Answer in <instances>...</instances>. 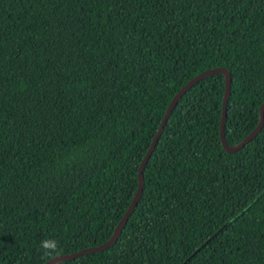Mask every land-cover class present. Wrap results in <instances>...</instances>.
I'll list each match as a JSON object with an SVG mask.
<instances>
[{
  "label": "trees",
  "instance_id": "obj_1",
  "mask_svg": "<svg viewBox=\"0 0 264 264\" xmlns=\"http://www.w3.org/2000/svg\"><path fill=\"white\" fill-rule=\"evenodd\" d=\"M216 68L232 147L264 103V0H0V264L107 241L168 103ZM223 91L178 99L116 241L55 264H264V120L226 153Z\"/></svg>",
  "mask_w": 264,
  "mask_h": 264
},
{
  "label": "water",
  "instance_id": "obj_2",
  "mask_svg": "<svg viewBox=\"0 0 264 264\" xmlns=\"http://www.w3.org/2000/svg\"><path fill=\"white\" fill-rule=\"evenodd\" d=\"M213 73H221L224 77V91H223V98H222V103H221V115H220V121H219V140H220V144H221L223 150L226 153H233L237 150H240L246 143H248L251 139H253L255 137V135L260 131V129L263 125L264 103H262L258 108L259 118H258V122H257V125L255 126V128L242 141H240V143H238L235 146L229 147L225 142L224 133H223L224 123H225V115H226L225 107H226V102H227L228 94H229V80H230L229 79V73L227 70H225L223 68L206 70V71L199 73L198 75H196L195 77L190 79L188 82H186L175 93V95L172 97V99L168 103L166 110L164 112V115H163V117H162V119L158 125V128L156 130V133L154 134L147 151L145 152L143 158L141 159V161L139 163V166L137 169V187H136L135 193L132 197L131 202L129 203L128 207L126 208L125 212L123 213L121 219L117 223L116 228H115L113 234L111 235V237L99 246L92 247V248H86V249H83V250H80L78 252H74V253H71L68 255H59V256H56V257L49 259L44 264H55L57 262L70 260L72 258H75V257L82 255V254H85V253L102 251L116 241L117 237L119 236V234L123 228V225L126 222V219L128 218V216L130 215V213L134 209V207H135V205H136V203L140 197L142 187H143V175H142L143 167H144L145 163L147 162L153 148L155 147V145L157 143V140H158V138H159L164 126H165V123L167 121L169 114L171 113V110L173 109V107L177 103L178 99L184 94V92L189 87H191L193 84H195L197 81L204 78L205 76L213 74Z\"/></svg>",
  "mask_w": 264,
  "mask_h": 264
},
{
  "label": "clouds",
  "instance_id": "obj_3",
  "mask_svg": "<svg viewBox=\"0 0 264 264\" xmlns=\"http://www.w3.org/2000/svg\"><path fill=\"white\" fill-rule=\"evenodd\" d=\"M39 249L41 252V259H47L58 254L60 249L59 241L55 238H46L40 241Z\"/></svg>",
  "mask_w": 264,
  "mask_h": 264
}]
</instances>
